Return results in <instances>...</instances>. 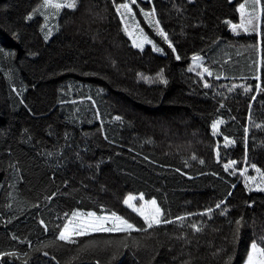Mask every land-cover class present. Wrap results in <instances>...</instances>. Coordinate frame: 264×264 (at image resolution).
Here are the masks:
<instances>
[{
    "label": "trees",
    "instance_id": "trees-1",
    "mask_svg": "<svg viewBox=\"0 0 264 264\" xmlns=\"http://www.w3.org/2000/svg\"><path fill=\"white\" fill-rule=\"evenodd\" d=\"M240 1L139 2L155 8L176 60L163 39L157 40L163 54L132 47L113 0H79L76 10H62L59 30L47 41L37 14L25 20L40 0H0V251L29 253L0 264H109L111 249H77L123 233L55 241L43 249L48 256L35 249L54 240V225L73 209L102 214L103 207L141 225L122 203L129 193L155 198L170 218L214 212L211 220L189 218L205 221L200 233L176 224L151 237L133 232L141 246L122 250L111 264H179L172 258L186 259L182 251L194 264H224L228 254L230 264L243 263L251 240L264 235V191L246 189L239 172L256 175L252 163L264 170V90L256 89H264V17L260 37L233 33L226 21L239 23ZM194 54L212 76L201 79L194 65L188 70ZM160 69L167 85L137 75L155 77ZM215 120L223 123L214 134ZM225 136L234 143L225 146ZM229 160L237 164L225 171ZM240 217L245 223L234 241L229 221ZM180 232L190 244L175 238ZM218 248L225 251L214 256Z\"/></svg>",
    "mask_w": 264,
    "mask_h": 264
},
{
    "label": "snow or ice",
    "instance_id": "snow-or-ice-1",
    "mask_svg": "<svg viewBox=\"0 0 264 264\" xmlns=\"http://www.w3.org/2000/svg\"><path fill=\"white\" fill-rule=\"evenodd\" d=\"M79 0H40V3L32 9L26 16L25 20L30 21L34 18L36 14H39L43 17L44 23L40 25L41 31H44L47 28V32L44 34V39L47 41L49 37L52 35L53 28L48 27V22L50 19L55 20L60 15L62 10H76L78 6ZM192 0H189L191 3ZM133 5L139 8L140 14L143 15L144 21L154 29L156 34L160 36L163 41L168 45V48L171 49L172 54L175 56L176 60H180L181 57L177 54V49L174 47L172 41L169 39L168 33L161 27L160 21L156 19V10L153 7L149 11H145L144 8H140L137 0H123L121 3H116V0H113V6L116 10V14L120 16L121 23L123 24V31L125 35L132 41V47L140 49L143 51L145 44L152 45V50L154 52L163 53V49L158 47L153 40L149 38V36L144 32V29L140 27V22L136 20V13L133 10ZM236 11L239 13L240 21L239 23H232L231 21H226L229 25L231 31L235 34H238L239 31H243L245 33L254 32L257 37L261 36L260 32V21L261 18L264 17V3L262 0H243V2L237 5ZM56 30H59V25H55ZM15 35V33H14ZM259 41L257 42V45ZM257 45H249V47H256ZM203 58L194 54L192 56V65L189 66V71H193V65L196 68L202 69L201 72H198L197 75L201 76L203 79V74L207 73L208 76H212L213 72L204 67L202 63ZM164 69H160L155 75V77L143 76L142 74H137L147 83H155L159 82L160 84L167 85L168 80L163 75ZM217 79H220V75L216 76ZM256 79H259L257 76ZM208 83L204 84V87H209ZM236 85H233L232 88H229L228 91L231 92ZM257 91H262L261 85H256ZM244 91H250V86L244 87ZM255 99V97H253ZM116 120H120L119 116L115 117ZM223 123V121L215 120L212 122V129L215 133L217 130L218 124ZM259 127V125H257ZM248 132V129L245 128V133ZM225 146L229 144H233L234 141L229 139V137H224ZM48 155H52V153H48ZM217 158L219 159V153H217ZM192 159H197L195 155H193ZM201 164L204 163L203 160L199 161ZM245 162H247V151L245 153ZM237 164L235 160H229L228 163L224 164L225 171L234 165ZM187 166V164L185 165ZM251 169H253L256 175H248V169H239L240 175L244 178L245 188L251 191L252 189L249 187L250 184L255 186V189L258 191H264V170H261L255 163L250 165ZM238 169L233 168V174ZM215 175V173H213ZM56 194L53 193L52 196ZM231 195V193H229ZM52 197H46V199H51ZM122 203L127 206V208L131 209L141 220L142 224L138 225L137 223L130 222L129 219L125 218L123 215L118 214L116 211H105L102 207V214H97L95 211H82L80 209H73L71 213L65 212L63 214L62 224L54 225V230L56 232L55 238L53 241L48 242H40L39 247L35 249V251H43V249L48 247H55V241H62L65 244H76L78 237L87 236L95 233H123L124 236L120 239L112 240H92L87 244H84L81 248L77 249V252H84L89 249H111V256L109 258V264L111 261H115L119 256L123 254L122 250H127L131 247L139 248L140 242L131 237L133 232L144 233L149 237L152 236L153 232L159 229L163 225L176 224L179 228H183L187 225L195 233H200L203 231L202 225L205 224V221H194L189 222V218L193 216L199 217H207L209 220L212 219V214L214 209L212 207H207L203 211L199 213L186 212L182 215H177L174 218H170V214H166L165 210L161 207V205L157 202L155 198L145 199L143 193L137 195H133L131 193L127 194ZM225 203L224 200H221L215 204L216 209H220L221 205ZM227 213V208L221 210L220 215H225ZM41 225H44L45 231H47V225L43 220L40 221ZM230 224L235 225L233 228L234 241L238 240L239 233L241 228L244 226V218L240 217L236 219L234 222L229 221ZM149 230H152L151 232ZM131 238V239H130ZM177 240H183L185 244H190L191 241L188 238V234L185 232H180L179 235L175 237ZM13 240H17L18 237L13 235L11 237ZM22 243L24 241H21ZM225 251L224 249H216L213 252V255H220L221 252ZM29 255L28 252L21 253L16 250L9 251H0V260L4 257H15L19 259L21 256L27 257ZM44 256H48L49 253L47 251H43ZM180 256H186V259H179L178 256H173V260H179V264H194L195 257L192 254L181 252ZM232 254H228L225 258L224 264H230L232 260ZM52 259H55L53 256ZM155 259V257H153ZM24 264H27V260L24 261ZM97 264H100L99 260H97ZM245 264H264V235H261L259 238H253L251 240L250 245L246 250V260Z\"/></svg>",
    "mask_w": 264,
    "mask_h": 264
},
{
    "label": "rangeland",
    "instance_id": "rangeland-1",
    "mask_svg": "<svg viewBox=\"0 0 264 264\" xmlns=\"http://www.w3.org/2000/svg\"><path fill=\"white\" fill-rule=\"evenodd\" d=\"M148 0H137V3L139 4V6H140V8H144L143 6H141L140 5V3L142 2V3H146ZM230 2H232V1H234V0H229ZM140 2V3H139ZM241 2H243V0H241L240 1V3ZM145 9V8H144ZM133 10H134V12L136 13V20L137 21H139L140 22V27L141 28H143L144 29V32L149 36V38L151 39V40H153V42L158 46V47H160V48H162L163 49V53H165V51H164V47L159 43V41H157V40H160V39H162L160 36H158L157 34H156V32L154 31V29L152 28V27H150L145 21H144V17H143V15H141L140 14V11H139V8H137L135 5H133ZM149 10H151V9H145V11H149ZM41 19H42V24L44 23V20H43V17L42 16H40L39 14H37ZM119 17V20H120V23H121V18H120V16H118ZM239 18H240V16H239ZM57 22H58V18L57 19H55V20H52V19H50L49 20V22H48V27H52L53 28V32H52V35L56 32V28H55V25H57ZM121 25H122V29H123V24L121 23ZM43 32V35L45 34V32H47V28H45L44 29V31H42ZM243 32V31H242ZM245 33V32H244ZM252 33H254V32H251V33H249V34H252ZM51 35V36H52ZM51 36L49 37V39L51 38ZM128 37V36H127ZM130 40V39H129ZM130 42H131V44H132V41L130 40ZM146 47H150L151 49H152V45H150V44H145V46H144V48H146ZM137 49V48H136ZM140 50V49H139ZM156 53H158V54H163V53H160V52H156ZM219 126H220V124H218V126H217V130H218V128H219ZM216 130V131H217ZM216 131H215V133H216ZM212 132L214 133V131H213V129H212ZM214 133V134H215ZM253 187H254V189H255V186L253 185V184H251ZM256 190V189H255ZM138 196V195H137ZM245 260H246V257H245V259H244V261H243V263L242 264H245Z\"/></svg>",
    "mask_w": 264,
    "mask_h": 264
}]
</instances>
